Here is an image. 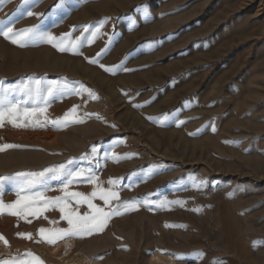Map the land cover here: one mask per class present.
Returning <instances> with one entry per match:
<instances>
[{
	"label": "rangeland",
	"instance_id": "obj_1",
	"mask_svg": "<svg viewBox=\"0 0 264 264\" xmlns=\"http://www.w3.org/2000/svg\"><path fill=\"white\" fill-rule=\"evenodd\" d=\"M0 21L82 40L73 52L0 35V97L19 105L21 125L0 126V145L19 146L0 151V199L11 204L27 174L63 165L97 178L68 191H114L112 207L133 205L103 232L55 245L38 230L68 227L59 208L27 219L5 209L0 264L29 252L44 264H150L154 254L264 264V0H0ZM65 86L45 102L49 87ZM66 113L83 123H54ZM63 179L46 172L32 191L63 196Z\"/></svg>",
	"mask_w": 264,
	"mask_h": 264
},
{
	"label": "snow or ice",
	"instance_id": "obj_2",
	"mask_svg": "<svg viewBox=\"0 0 264 264\" xmlns=\"http://www.w3.org/2000/svg\"><path fill=\"white\" fill-rule=\"evenodd\" d=\"M33 13L29 12L28 15H32ZM3 21H0L2 24ZM88 28H85L84 31H88ZM98 29L96 32H92V37L94 38L97 35ZM0 35H2L5 39L10 40L14 44H19L20 46H25L28 42L32 41H40V42H48L52 43L54 47H57L59 51H73L75 52L78 48V44L82 43V40L79 38L75 41L67 40L64 38L60 40H56L52 34L45 33L39 31L38 28H28L19 31H14L12 27L5 25L3 29H0ZM70 34H65V37ZM55 41V43H53ZM89 43H92V40H89ZM103 51V50H102ZM100 55V53H97ZM91 63H97L95 59L91 60ZM100 67L104 68L105 71L112 72L114 68H109L104 66L103 64ZM38 83V82H37ZM21 91H27L31 93V89H21ZM71 91L67 86L63 88H54L49 87L47 89L46 95L43 97L45 102H47L48 97L54 96L57 92L64 94L66 92ZM37 97L40 96L39 90L36 92ZM92 95V93H89ZM19 105L17 103L8 101L6 96L0 97V126H3L5 120L13 123L14 126H21L17 123V117L19 115ZM40 112H43L44 109H40ZM76 106L71 110L72 113H75ZM37 113L36 109L32 111L25 110L24 115L28 118L35 116ZM35 123L39 124L40 121L37 119ZM59 127H64L68 123H83L82 119H77L74 117H70L69 114H65V117L62 120L54 121ZM27 126V125H25ZM18 145L12 144H4L0 145V151H4L9 148H16ZM93 152L96 151L95 147L92 149ZM54 172L56 177H63L62 180V188L61 191L64 193L63 196L48 198L42 192H33L32 189L35 185L40 184L42 182L43 177L46 172ZM31 176V179L25 184L23 188L17 193L18 199L11 204H5L2 199H0V213H3L5 209L9 211V214L23 217L27 219V216H39L43 211H46L49 207L59 208V211L63 214L61 219L67 222L68 227L66 228H56V229H45L40 228L38 230L40 241L47 242L50 245H55L58 241L64 240L69 237H78L83 238L85 236H91L96 233H101L107 227L109 221L112 217L121 215L120 208L124 207L125 210L133 207V205L128 202H124L122 204H118L116 207L111 206V201L118 200L119 196L117 192L114 191H103L99 192L93 191L90 194H84L81 192H73L68 191L69 186L73 183L77 182V179L80 178L82 181H86L88 183H95L96 177L91 173V170L85 172V170L80 169L76 171L67 170L65 166L61 165L59 168L51 170L46 169L44 172L40 173H31L27 174ZM110 184H114V181H109ZM21 193H25L22 197ZM98 198L99 200L104 202V205L108 206L107 210L104 207H100L97 204L93 203V200ZM75 201L77 204L84 203L87 204L90 209L89 212L84 213L83 215L79 214L78 211L71 207V203ZM37 204L42 205V207H36ZM21 237H25L27 239H33L32 234L28 233H18ZM0 241H3L5 244L8 241L0 234ZM28 256L32 257L31 260L22 259L16 264H44V262L37 256H34L32 253H27ZM3 264H7V262H3Z\"/></svg>",
	"mask_w": 264,
	"mask_h": 264
},
{
	"label": "bare ground",
	"instance_id": "obj_3",
	"mask_svg": "<svg viewBox=\"0 0 264 264\" xmlns=\"http://www.w3.org/2000/svg\"><path fill=\"white\" fill-rule=\"evenodd\" d=\"M71 244H63L60 247V252L63 253L65 250L69 249ZM9 252L8 247H6L4 244H0V255H7ZM81 259V258H80ZM150 264H176L175 259L170 257H165L161 254H154L151 256L149 260ZM80 264H95V262L87 261V259H81Z\"/></svg>",
	"mask_w": 264,
	"mask_h": 264
}]
</instances>
